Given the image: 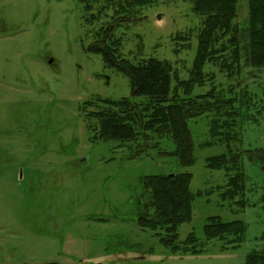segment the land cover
<instances>
[{"label": "rangeland", "instance_id": "rangeland-1", "mask_svg": "<svg viewBox=\"0 0 264 264\" xmlns=\"http://www.w3.org/2000/svg\"><path fill=\"white\" fill-rule=\"evenodd\" d=\"M82 16L77 0H0V264H245L249 254L264 253V69L245 63L247 1L238 0L235 17L240 75L227 77L206 64L213 81L191 94L213 90L241 101V144L232 150L241 154L243 211L221 201L216 189L227 177L205 166L226 153L224 146L202 147L211 114L187 123L195 160L189 167L169 155L173 145L166 138L157 143L161 152L139 158L117 142H90L93 133L79 106L94 98H129L130 89L125 77L82 47L86 32L108 23L112 9L101 10L92 28ZM199 30L190 0H155L114 35L125 58L168 61L185 81ZM185 173L191 193L201 195L192 203L191 222L179 227V241L193 234L203 253L171 255L137 226L141 178ZM210 217L244 223L239 247L220 252L219 241L206 242L203 226Z\"/></svg>", "mask_w": 264, "mask_h": 264}, {"label": "trees", "instance_id": "trees-1", "mask_svg": "<svg viewBox=\"0 0 264 264\" xmlns=\"http://www.w3.org/2000/svg\"><path fill=\"white\" fill-rule=\"evenodd\" d=\"M155 0H77L82 5L83 25L92 28L98 23L101 10L112 9L113 17L105 25L88 30L82 47L87 54L99 55L104 68L113 69L128 80L130 97L119 100L94 98L79 106L84 115L86 130L92 132L90 142H117L133 158L159 150V140L166 138L173 145L170 156L184 167L195 162L193 142L187 126L189 120L206 114L213 119L209 124V140L202 147L224 146L226 153L206 160V168L221 171L227 177L224 188H217L222 202L246 207L241 154L232 146L241 144V101L225 98L210 90L191 98L195 87L213 81L204 73L206 64L214 66L227 77H238L241 72V35L235 24L238 0H190L192 13L200 19L197 48L188 80H180L173 65L154 59L133 61L121 53L122 40L114 29L122 23L131 24ZM247 1L246 65L264 69V0ZM105 2L96 13L94 5ZM174 40H179L174 39ZM245 97V93L243 95ZM136 99H144L135 102ZM247 99V98H246ZM247 104V103H246ZM237 106V107H236ZM167 155V154H166ZM190 174L144 176L141 178L142 197L138 202L137 226L157 239L171 255H198L203 248L193 234L179 241V227L192 220V203L200 196L190 191ZM243 222L224 223L219 218H207L203 226L206 242L221 243L220 252L236 249L244 240ZM245 264H264V253L253 252Z\"/></svg>", "mask_w": 264, "mask_h": 264}]
</instances>
